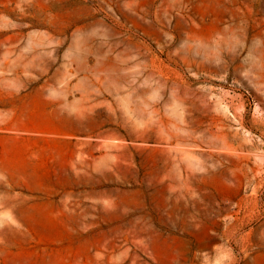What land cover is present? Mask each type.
<instances>
[{"label":"rangeland","instance_id":"rangeland-1","mask_svg":"<svg viewBox=\"0 0 264 264\" xmlns=\"http://www.w3.org/2000/svg\"><path fill=\"white\" fill-rule=\"evenodd\" d=\"M0 264H264V0H0Z\"/></svg>","mask_w":264,"mask_h":264}]
</instances>
